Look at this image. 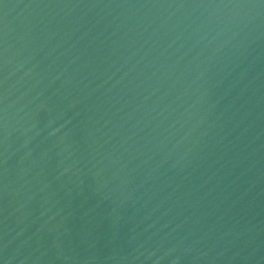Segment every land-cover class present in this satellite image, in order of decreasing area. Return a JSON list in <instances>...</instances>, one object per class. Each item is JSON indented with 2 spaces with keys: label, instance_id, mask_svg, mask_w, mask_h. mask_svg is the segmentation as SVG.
Here are the masks:
<instances>
[{
  "label": "water",
  "instance_id": "95a60500",
  "mask_svg": "<svg viewBox=\"0 0 264 264\" xmlns=\"http://www.w3.org/2000/svg\"><path fill=\"white\" fill-rule=\"evenodd\" d=\"M0 264H264V0H0Z\"/></svg>",
  "mask_w": 264,
  "mask_h": 264
}]
</instances>
